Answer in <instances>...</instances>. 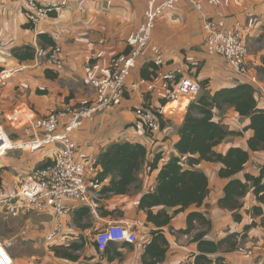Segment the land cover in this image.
Here are the masks:
<instances>
[{
	"label": "crops",
	"instance_id": "obj_1",
	"mask_svg": "<svg viewBox=\"0 0 264 264\" xmlns=\"http://www.w3.org/2000/svg\"><path fill=\"white\" fill-rule=\"evenodd\" d=\"M60 1L36 0L40 5ZM26 5L27 0H0V68L13 72L8 85L1 90L2 128L13 141L25 140L22 129L36 118L84 100L96 102L97 96L88 84L89 72L97 77L107 76L110 57L127 52L126 38L139 26L146 0H69L59 12L32 29L25 28L28 23ZM202 9L215 19L239 24L247 43V63L257 73L264 59V0H217L215 6L203 4ZM38 34L47 36L59 48L63 63L60 71L34 59L19 62L12 56L13 49L23 46L42 49L38 45ZM43 47V50L51 49L46 44ZM152 47L164 55L162 72L178 71V78L192 77L198 83L207 81L210 93L244 82L228 68L224 58L205 51L200 13L186 0L178 2L167 18L157 19L150 43L127 79L123 97L115 105L97 111L72 134L76 144L75 159L84 163L85 178L95 184L90 191L96 208L66 200L65 207L69 213L62 218L61 227L51 240L47 237L57 230L52 210L23 217L24 226L15 224L18 228L12 232L20 255L15 257V264H142L143 247L150 241V231L154 230H160L168 242L164 259L159 264H194L199 252L192 238L204 228L197 223L198 229L191 234H176V231L186 228V217L190 212H201L210 221L205 240L218 242L229 233L243 235L239 236L238 250L205 254L212 264H216L217 259H222V264H256L259 260L264 263V203L256 200L252 187H249L242 199V220L235 223L232 213L218 205L229 180L218 176L219 163L202 161L195 167L208 180V196L201 207L193 206L175 215L170 222L171 229L148 224L146 214L139 210L141 197L156 186L159 169L171 156L177 155L174 145L179 139L178 130L188 104L198 96L183 97L173 102L164 99L161 82L153 80ZM99 53L103 55L98 57ZM46 70L54 78L46 77ZM142 70L145 77L141 75ZM260 81L264 84V80ZM43 91L45 94H40ZM138 107H149L163 113L165 123L158 132L147 133L143 129L135 113ZM259 107L264 108V102ZM214 121L221 122L231 131H242L249 124L248 119L240 117L232 108L223 113L214 111ZM252 134L251 130H246L242 136L229 137L214 151L219 154H225L229 148L247 151L249 159L244 170L232 178L243 181L244 173L257 176L263 168L264 182V151L250 152L247 146ZM119 142L139 143L146 148L138 182L131 185L126 194H102L101 189L109 184V178L102 183L96 182L102 170L96 161L109 145ZM54 151V147L46 146L37 150L6 152L0 157V188L17 189L35 168L49 161ZM155 156L160 157L158 168L150 171L148 165ZM253 207L259 208L260 213L254 214ZM159 210L170 215L174 211L157 207L153 212ZM111 223L128 225L136 232L137 242L134 245L112 243L106 250L99 251L94 241L95 234ZM251 223L256 226L244 233L243 228ZM79 242L84 246L77 253L75 262L57 258L52 252V247H66ZM240 249L250 254H244Z\"/></svg>",
	"mask_w": 264,
	"mask_h": 264
},
{
	"label": "built area",
	"instance_id": "obj_2",
	"mask_svg": "<svg viewBox=\"0 0 264 264\" xmlns=\"http://www.w3.org/2000/svg\"><path fill=\"white\" fill-rule=\"evenodd\" d=\"M68 1L40 5L36 0H27L25 16L34 27L52 13L59 12ZM180 1L182 0H146L140 25L126 38L127 53L110 57L107 76L97 77L89 72L88 84L97 96L96 102L84 100L77 105L49 112L28 122L22 129L25 140H11L2 128L4 110L1 90L8 85L13 72H0V157L12 150L28 148L37 150L44 146H55L49 161L25 177L17 189L0 188V205L4 207V215L16 217L19 214L52 210L57 230L47 237V240H51L59 231L62 218L69 213L65 207L66 200L72 199L82 206L96 208L90 191L95 184L93 180L85 178L84 163L75 159L76 144L72 134L97 111L115 105L123 97L127 79L136 68L140 55L148 47L157 19L167 18ZM186 1L200 13L205 51L210 55L224 58L229 69L264 95V87L255 75L249 73L246 65L248 51L239 24L235 23L230 28L223 19H215L203 12V4L215 6L217 0ZM151 52L152 65L155 67L153 80L161 82L164 99L167 102L177 101L183 97L193 98L200 93L201 87L192 77L178 78V71L162 72L161 68L165 63L163 53L156 47H152ZM102 55L99 53L98 57ZM34 60L56 71L63 67L60 50L57 47L35 50ZM135 113L138 122L147 133L160 130V118L164 120L162 112L149 107H138ZM137 240L136 232L122 223L108 224L104 229L97 231L94 238L99 251H104L107 245L112 243L134 245ZM9 247L10 243L0 242V264H15ZM240 251L250 254L249 251L242 249ZM256 264L264 263L259 260Z\"/></svg>",
	"mask_w": 264,
	"mask_h": 264
},
{
	"label": "trees",
	"instance_id": "obj_3",
	"mask_svg": "<svg viewBox=\"0 0 264 264\" xmlns=\"http://www.w3.org/2000/svg\"><path fill=\"white\" fill-rule=\"evenodd\" d=\"M54 14L52 13L50 16ZM25 28L32 29L33 26L28 22ZM37 40L42 49H44V44L51 48L55 47L54 42L43 34H38ZM34 54L35 49L31 46L12 50V56L19 62L33 60ZM262 65L257 70V74L260 76L264 74V59ZM2 71L4 70L0 68V72ZM143 72L144 70L141 71V75L145 77ZM45 75L48 78H54V75H50L47 70ZM199 85L202 93H199L196 99L188 104L183 123L178 130L179 139L174 145L177 155L171 156L159 169L153 191L143 195L138 203L139 210L146 214L147 223L156 228L164 226L170 228V222L175 215L190 207L199 208L203 205L209 193L208 180L202 172L195 168L202 161L219 163L221 168L218 176L229 179L224 186V194L218 205L221 209L232 213L235 223H240L242 220L240 214L243 208L242 199L248 193L249 187H252V193L256 200L264 203L263 168L257 176L244 173L243 181L232 178L244 170L249 153L239 148H229L225 154L214 151V148L225 139L242 136L243 131L246 130H251L253 133L247 141L249 151H264V108L259 107V104L264 102V95L255 86L246 82L222 88L213 93L207 91V81H203ZM40 94H45V91ZM228 108L234 109L240 117L249 120V124L242 131L228 130L221 122L214 121V111L223 113ZM164 123L165 120L160 118V125ZM146 153V148L143 145L129 142L113 143L101 152L96 164L102 170L98 173L96 182L102 183L109 178V184L101 189V193L126 194L129 187L138 182V173L143 166ZM159 159V156L154 157V160L148 165L150 171L158 168ZM157 207L170 208L174 211L171 215L164 210L154 213L153 210ZM260 211L257 207L252 208L254 214L260 213ZM197 223L204 230L192 238V242L197 243L199 252L194 259V264H212L205 254H214L218 251L230 253L238 250L240 235L237 233H229L218 242L204 239L211 224L201 212H190L186 217V228L176 231V234H191L198 229ZM254 226H256L255 223L245 226L243 232H247ZM83 246V242L71 243L66 247H52V252L57 258L75 262L78 260L77 253ZM167 247L168 242L160 230L150 231V241L143 247L142 264L162 262ZM218 260L220 261L218 262ZM216 264H222V259H217Z\"/></svg>",
	"mask_w": 264,
	"mask_h": 264
},
{
	"label": "rangeland",
	"instance_id": "obj_4",
	"mask_svg": "<svg viewBox=\"0 0 264 264\" xmlns=\"http://www.w3.org/2000/svg\"><path fill=\"white\" fill-rule=\"evenodd\" d=\"M140 23H141V21H140ZM225 23H226V26L230 27V28L234 24V23L228 24L226 22V20H225ZM239 30H240L241 34L244 35V30L241 27L239 28ZM244 42H245V40H244ZM245 44H247V43H245ZM246 47H247V45H246ZM246 65H247V67L249 69V73L255 75L257 77L258 81L260 82V84L264 87V84L261 83V81H260V79L264 80V74H262L260 77H258V75L255 72V70L252 69L250 67V65L247 63V60H246ZM201 93L202 92L200 91V94ZM64 108L65 107L60 108V109H64ZM60 109H56V110H60ZM44 147H46V146H44ZM52 147L55 148V146H52ZM25 150L30 151L29 148L25 149ZM35 169H37V168H35ZM3 211H4V207L2 205H0V242L10 243L9 252H10V255H11L12 259L14 260L15 257H17L19 255V245H18V243L15 240L12 239V232H14V230L16 228H18L19 226H21V225L24 226L25 219L23 217L27 216L28 214H19L18 216L13 217V216H9V215H7V216L4 215ZM31 214H33V213H29V215H31ZM38 214H42V213H38ZM15 224L18 225V227L15 226Z\"/></svg>",
	"mask_w": 264,
	"mask_h": 264
}]
</instances>
